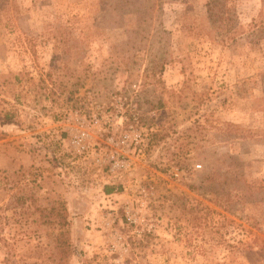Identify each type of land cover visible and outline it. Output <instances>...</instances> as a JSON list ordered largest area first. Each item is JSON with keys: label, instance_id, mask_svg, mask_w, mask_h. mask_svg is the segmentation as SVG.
<instances>
[{"label": "rangeland", "instance_id": "374dc122", "mask_svg": "<svg viewBox=\"0 0 264 264\" xmlns=\"http://www.w3.org/2000/svg\"><path fill=\"white\" fill-rule=\"evenodd\" d=\"M56 201L70 264H264V0H0V264Z\"/></svg>", "mask_w": 264, "mask_h": 264}, {"label": "trees", "instance_id": "16d2710c", "mask_svg": "<svg viewBox=\"0 0 264 264\" xmlns=\"http://www.w3.org/2000/svg\"><path fill=\"white\" fill-rule=\"evenodd\" d=\"M45 87L49 93L55 95L52 88L47 85ZM4 115L5 117H11L9 111ZM233 160L236 161L234 158ZM249 187L251 186L249 185ZM106 189L108 193L114 191L111 187ZM25 195L23 196V201L21 203L22 209L32 207L31 205L27 206V199L25 198ZM8 206L9 205H7V207ZM33 206V213L37 215L36 218H34V221L38 222V224L42 226H54L56 229V232L54 234H49L46 242H44V264H70L71 256L76 254L78 250L72 240L71 221L65 201H56L51 206ZM0 239L6 241L3 236L0 237ZM6 244L8 246L10 245L7 241ZM42 246L43 245L40 243L31 244L30 248L25 253L19 255L20 263L41 264L39 261L41 259L40 257H43ZM12 257L13 254L8 258V260Z\"/></svg>", "mask_w": 264, "mask_h": 264}, {"label": "built area", "instance_id": "2783aa9c", "mask_svg": "<svg viewBox=\"0 0 264 264\" xmlns=\"http://www.w3.org/2000/svg\"><path fill=\"white\" fill-rule=\"evenodd\" d=\"M87 136L88 134L86 132H82V133L77 134L75 138V142L83 150H86L88 148V145L86 144ZM125 165H126L125 159H118L113 164H111L110 170L115 171L119 168L124 167ZM197 167H201V165H197Z\"/></svg>", "mask_w": 264, "mask_h": 264}]
</instances>
